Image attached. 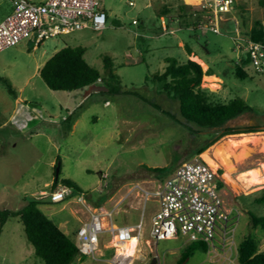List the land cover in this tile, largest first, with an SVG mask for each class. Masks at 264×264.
<instances>
[{"label":"rangeland","instance_id":"1","mask_svg":"<svg viewBox=\"0 0 264 264\" xmlns=\"http://www.w3.org/2000/svg\"><path fill=\"white\" fill-rule=\"evenodd\" d=\"M130 1L135 5L130 6ZM102 2L108 15L105 30L49 38L35 49L23 42L0 52V209L18 210L28 200H40L41 210L76 245V232L84 219L82 207L73 198L51 203L40 196L41 191L52 190L57 169L60 180L74 182L94 201L107 196L100 207L109 208L126 196L121 206L126 212L119 216L117 224L127 219L135 223L141 219L143 208L138 210L142 201L138 193L129 195L133 186L155 189L169 175L150 169H177L217 134L189 125L180 115L178 102L152 80L154 74L163 72L166 58L181 62L189 58L187 47H178L180 41L197 56L190 60L216 74L217 78L204 76L202 81V88L213 92L215 100L241 98L255 109L256 113L240 115L226 127L264 130V72L258 74L251 66L243 67L247 73L244 80L235 73L243 58V49L238 50V45L248 38L255 21L264 19V8L258 0H238L234 11L226 15L220 34L198 27L200 22L194 16L175 19L164 33L161 15L165 16L163 10L172 6L173 0ZM180 7L176 5L175 12H171L173 18ZM11 12V1L0 0V23ZM134 20L137 24H133ZM66 46L84 47V59L102 75L103 60L109 57L113 73L121 81L120 93H109L102 81L72 92L49 89L40 69ZM3 78L10 82L15 94L8 91ZM77 111L80 121L70 135L65 121ZM247 134L224 136L200 154L206 161L203 154L211 150L212 157L220 163L217 171L224 183L221 197L239 215L232 237L234 247L222 250L215 243L216 252L199 248L181 262L191 244L185 238L162 240L151 246L141 239L128 264H152L154 258L159 264H239L236 249L249 235L264 252V229L251 224V215L264 217V203L255 202V198L262 197L264 184L251 186L254 174L264 170V131ZM217 145L222 146L223 154L232 163L228 176L224 175L226 167L219 155L212 151ZM103 175H107L105 180ZM154 208V203H147L144 237H148ZM103 241L106 243L108 237ZM105 246L100 245L98 260L79 255L73 264H117L114 250ZM0 264H44L35 256L17 218L10 219L0 235Z\"/></svg>","mask_w":264,"mask_h":264},{"label":"built area","instance_id":"2","mask_svg":"<svg viewBox=\"0 0 264 264\" xmlns=\"http://www.w3.org/2000/svg\"><path fill=\"white\" fill-rule=\"evenodd\" d=\"M10 1L12 12L0 23V52L23 42L31 44L35 49L49 38L107 28L108 15L102 0ZM237 1L201 0L193 6L197 7L193 13L200 22L197 26L220 34L226 15L234 11ZM129 5L134 6L135 3L130 1ZM133 24H137V21L134 20ZM242 40L244 42L238 45V50L242 48L243 58H249L248 66L258 74L263 73L264 40ZM101 178L105 180L107 175ZM219 181L222 180L218 171L213 170L201 155H195L153 190L134 185L129 195L132 192L138 193L143 204L141 219L135 225L117 224L116 218L123 211L121 206L126 196L109 208L95 207L86 195L64 185H59L50 192H41L40 196L48 198L51 203H61L73 198L88 215L87 220L81 221L76 233L80 255L98 260L100 245L110 244L105 247L114 250L117 264H128L132 257L125 252V245L132 238L138 240L136 251L140 239L151 246L157 241L179 237L190 243L206 245L209 253L217 251L215 243L221 245L222 250H231L234 247L232 237L236 227L235 219L239 215L235 209L225 205L218 188ZM148 202L156 204L157 209L150 221L148 237H144V214ZM104 237H108L106 243L103 241Z\"/></svg>","mask_w":264,"mask_h":264},{"label":"trees","instance_id":"3","mask_svg":"<svg viewBox=\"0 0 264 264\" xmlns=\"http://www.w3.org/2000/svg\"><path fill=\"white\" fill-rule=\"evenodd\" d=\"M264 8V0H258ZM197 7L183 5L179 8L180 18L192 17ZM248 39L260 42L264 40V19L256 20L248 31ZM187 47L189 56L192 50ZM86 49L84 47L66 46L56 52L40 69V76L49 89L53 91H77L92 86L98 81H102L109 93L119 94L121 81L113 73V62L109 57L104 58V75L99 70L90 66L84 59ZM249 58L244 57L236 65V76L242 80L247 78V73L243 67L248 66ZM215 73L208 69L204 71L202 66L195 61L187 59L184 62L176 58H167L166 67L162 73L152 76L154 83L159 84L162 91L169 97L176 100L179 105L180 115L188 124L197 126L204 130L217 132L211 142L198 148L194 155H200L207 148L227 135L247 134L260 132L258 128L233 129L226 127V124L248 112L256 113L255 109L249 106L243 99L236 98L228 102L215 100V94L202 88L204 76H211ZM8 91L15 94L10 82L4 79ZM80 111L74 112L66 119L67 130H70L74 121L78 118ZM187 127V126H186ZM191 132L192 129L187 127ZM150 171L155 173H168L170 176L175 168H154ZM221 174L222 171H219ZM59 185L67 186L74 191L86 195L89 202L95 207L108 198L101 196L98 200H93L89 194L82 190L70 180H60L55 176L52 183V190ZM224 187L222 181L218 182V188ZM256 203H264V191L262 197L255 198ZM42 201L31 199L18 210L0 209V235L6 223L17 218L24 227L27 241L33 246L35 256L40 258L44 264H73L79 257V249L71 238L40 208ZM253 228L264 229V217L251 215ZM206 252L207 247L202 243L189 244L184 252L181 262L190 258L197 249ZM239 264H264V252L259 251V242L251 235L247 236L237 248Z\"/></svg>","mask_w":264,"mask_h":264},{"label":"bare ground","instance_id":"4","mask_svg":"<svg viewBox=\"0 0 264 264\" xmlns=\"http://www.w3.org/2000/svg\"><path fill=\"white\" fill-rule=\"evenodd\" d=\"M188 4H199L200 3V0H185ZM202 63V62H201ZM203 64V63H202ZM204 65V64H203ZM207 78V77H206ZM208 79V78H207ZM213 79V77H212ZM241 135V134H240ZM249 134H243V136H248ZM251 135V134H250ZM260 136V135H259ZM228 138V137H227ZM244 139V138H243ZM260 139V138H259ZM223 140V139H222ZM226 140V139H225ZM251 140V139H250ZM253 140V139H252ZM228 141V140H227ZM257 143L258 141L255 140ZM262 141V140H261ZM234 143V142H233ZM232 143V144H233ZM238 143V142H237ZM226 146V145H225ZM234 146V145H232ZM237 146V145H236ZM239 146V144H238ZM247 146V145H246ZM250 147V146H249ZM213 150L212 151H215L216 155L218 156L219 155V158L221 159V163L226 167V172L227 174L225 173L224 175L225 176H228V173L231 172L232 170V166L229 162V158L228 157H225V154H223V150H222V146H214L212 148ZM241 149V147H240ZM227 155V154H226ZM203 157L205 158L206 162L211 166V168L213 170H217L220 163L218 161H216L212 155H211V150L209 151H206L204 154H203ZM215 157V156H214ZM249 157V156H248ZM244 158V157H243ZM220 161V160H219ZM233 162V161H232ZM231 182V181H230ZM252 185H259V184H264V170L262 172V174H254L252 180H251ZM243 187V186H242ZM245 187V186H244ZM248 190V189H247ZM138 244V240L136 238H132L126 245H125V252L127 253V255H129L130 257H134L135 256V253H136V246ZM140 253V252H139ZM142 254V253H141ZM145 256V255H144Z\"/></svg>","mask_w":264,"mask_h":264},{"label":"crops","instance_id":"5","mask_svg":"<svg viewBox=\"0 0 264 264\" xmlns=\"http://www.w3.org/2000/svg\"><path fill=\"white\" fill-rule=\"evenodd\" d=\"M201 1V0H200ZM183 6V5H187V6H191V7H193V6H195L194 4H188L185 0H173V2H172V6H170V7H167L166 9H164L163 11V13L165 14V16L164 15H161V20H162V30L164 31V33H167L168 32V30H169V27L173 24V23H175L176 22V20L175 19H181L180 18V12L176 15V18H173L172 16H171V12H175V6ZM104 6V5H103ZM105 9V8H104ZM162 14V13H161ZM166 19V20H165ZM198 19V18H197ZM198 22V21H197ZM188 27V29L189 30H192V28H190L189 27V25L187 26ZM164 28H166L167 30L165 31L164 30ZM180 30H181V28H179ZM170 33H173V31H171ZM42 45V44H41ZM184 46H185V42H183V41H180L179 42V44H178V47H180V48H184ZM193 56H195V57H197L196 55H194L193 54V51H192V57L191 56H189V58L188 59H190V58H193ZM167 59V58H166ZM166 59H165V64H166ZM45 64V63H44ZM43 67V66H42ZM166 67V66H165ZM165 69V68H164ZM164 69H163V71H164ZM206 77H213V78H217V76H216V74H214V75H211V76H206ZM72 114V113H71ZM80 114H79V116H78V118L74 121V123H73V125H72V127H71V129L70 130H68V132H69V134L70 135H72V134H74V132H75V130H76V128H77V125H78V123H79V121H80ZM54 164V163H53ZM172 175V174H171ZM166 180V179H165ZM164 181V180H163ZM162 181V182H163ZM161 182V183H162ZM157 186V185H156ZM155 186V187H156ZM41 192H44V191H41ZM40 192V193H41ZM108 200V199H107ZM106 201V200H105ZM104 201V202H105ZM142 201H141V204H140V206L138 207L139 209L138 210H140L141 208H142ZM122 209V208H121ZM156 209H157V206H156V204H155V208H154V212L156 211ZM123 210V209H122ZM125 210H123L122 212H121V214H125ZM139 212V211H138ZM154 212H153V214H154ZM83 215H84V219L82 220V221H84V220H87V218H88V215L86 214V213H82ZM120 214V215H121ZM153 214L151 215V217H150V219H149V221H151V218H152V216H153ZM118 218H119V216L116 218L117 220H118ZM81 223V222H80ZM136 223H138V222H132V221H130L129 219H127V221L126 222H124V223H122L121 225H135ZM145 224L146 223H144V226H145ZM150 225V224H149ZM80 226H81V224H80ZM60 227V226H59ZM61 228V227H60ZM146 231V230H145ZM145 231H144V233H145ZM66 234H67V232H65ZM77 233V232H76ZM143 233V234H144ZM141 240V239H140ZM260 245V244H259ZM236 251H237V249H236ZM260 251V250H259ZM260 252H262V251H260Z\"/></svg>","mask_w":264,"mask_h":264},{"label":"water","instance_id":"6","mask_svg":"<svg viewBox=\"0 0 264 264\" xmlns=\"http://www.w3.org/2000/svg\"><path fill=\"white\" fill-rule=\"evenodd\" d=\"M59 175V169H57V173H56V177H58ZM159 241H157L158 243ZM152 264H157V258H154L153 261H152Z\"/></svg>","mask_w":264,"mask_h":264},{"label":"flooded vegetation","instance_id":"7","mask_svg":"<svg viewBox=\"0 0 264 264\" xmlns=\"http://www.w3.org/2000/svg\"><path fill=\"white\" fill-rule=\"evenodd\" d=\"M201 141V140H200ZM202 141H205V139L203 138Z\"/></svg>","mask_w":264,"mask_h":264}]
</instances>
